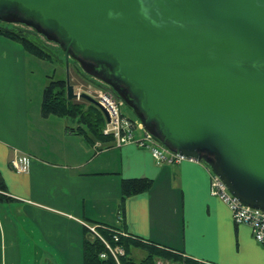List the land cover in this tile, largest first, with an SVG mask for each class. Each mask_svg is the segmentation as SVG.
<instances>
[{
	"label": "water",
	"instance_id": "1",
	"mask_svg": "<svg viewBox=\"0 0 264 264\" xmlns=\"http://www.w3.org/2000/svg\"><path fill=\"white\" fill-rule=\"evenodd\" d=\"M107 84L144 130L264 211V0H0ZM124 85L127 91L118 85Z\"/></svg>",
	"mask_w": 264,
	"mask_h": 264
},
{
	"label": "crops",
	"instance_id": "2",
	"mask_svg": "<svg viewBox=\"0 0 264 264\" xmlns=\"http://www.w3.org/2000/svg\"><path fill=\"white\" fill-rule=\"evenodd\" d=\"M31 57L0 36V264H84L83 223L200 264H264L251 229L236 225L211 195L204 162L159 165L136 145L90 146L67 129L70 121L44 118L42 101L33 102L31 88L17 81ZM16 153L30 157L27 173L11 167ZM130 179L151 180L152 187L122 202V183ZM141 252L132 251L136 261L146 257Z\"/></svg>",
	"mask_w": 264,
	"mask_h": 264
},
{
	"label": "trees",
	"instance_id": "3",
	"mask_svg": "<svg viewBox=\"0 0 264 264\" xmlns=\"http://www.w3.org/2000/svg\"><path fill=\"white\" fill-rule=\"evenodd\" d=\"M0 36L19 43L29 55L39 60L58 61V58L47 47L32 40L24 30L0 26ZM114 95L120 98L115 92ZM41 114L44 118L58 117L70 121L71 125L67 129L84 139L90 146H94L96 143H114L112 137L103 134L106 120L99 108L85 99H82L81 102L68 100L66 80H55L53 77H48V83L42 95ZM3 187L0 181V188L4 189ZM151 187V180H124L122 183V202L128 197L148 192ZM98 227L104 240L111 246L123 247L125 254L117 262L108 252L103 241L93 237L87 231L88 234L84 243V264H156L158 260L171 264H200L179 252L161 248L131 235L127 237L120 235L119 241L115 242L114 235L122 232L103 225ZM134 249L146 252V257L139 262L136 261L132 256ZM103 254H106V258L101 257Z\"/></svg>",
	"mask_w": 264,
	"mask_h": 264
},
{
	"label": "built area",
	"instance_id": "4",
	"mask_svg": "<svg viewBox=\"0 0 264 264\" xmlns=\"http://www.w3.org/2000/svg\"><path fill=\"white\" fill-rule=\"evenodd\" d=\"M95 99L104 107L110 118V122H106L103 134L112 137L116 146L136 145L138 148L150 152L159 165H174L180 164L183 161H194L178 155L176 152L165 147L158 139L146 132L140 122H132L125 118L121 112L125 103L121 98L109 92H100ZM138 129L144 132L141 137H137ZM98 146L99 144L96 145V147ZM10 164L16 172L27 173L30 168V157L26 154L16 153ZM210 192L213 197L218 198L226 204L231 212L234 223L236 225L248 226L252 231L255 241L264 247V211L242 204L212 172ZM83 224L93 237L103 241L108 252L117 262L121 256H124V248L119 245L114 247L108 244L99 232L97 225ZM120 235L128 236L124 233H116L114 235L115 242L119 241ZM101 257L106 258V254H103ZM156 264H168V262L158 260Z\"/></svg>",
	"mask_w": 264,
	"mask_h": 264
},
{
	"label": "rangeland",
	"instance_id": "5",
	"mask_svg": "<svg viewBox=\"0 0 264 264\" xmlns=\"http://www.w3.org/2000/svg\"><path fill=\"white\" fill-rule=\"evenodd\" d=\"M0 26L24 30L32 40L37 41L38 43L47 47L48 50H50V52H52L58 58V61L50 62L31 57L32 61L30 62L28 69L24 68L23 70L24 72L28 70L27 73L25 75L22 74V77L19 75L17 76L18 82L26 87L28 86L31 88L32 101L41 102L42 93L48 83V77H53L55 80H66L67 78V64L63 50L60 48L59 44L49 41L45 36L39 34L32 27H28L23 24H8L4 22H0ZM69 75L71 84L75 87V91L78 94L85 93L92 96L93 98H96L97 94L100 92H109L114 94L107 84L86 74L78 62L72 58H70L69 61ZM81 100L82 99H78L75 101L81 102ZM121 112L122 115L128 120H131L132 122H140L135 113L127 105L122 107ZM143 134L144 132L141 129L137 130L138 136H142ZM141 254L142 256H145L144 252H141ZM136 258L139 261V258Z\"/></svg>",
	"mask_w": 264,
	"mask_h": 264
},
{
	"label": "flooded vegetation",
	"instance_id": "6",
	"mask_svg": "<svg viewBox=\"0 0 264 264\" xmlns=\"http://www.w3.org/2000/svg\"><path fill=\"white\" fill-rule=\"evenodd\" d=\"M118 86H120L123 90H125V91H127V88L124 86V85H118ZM110 87V86H109ZM111 88V87H110ZM112 89V88H111ZM113 90V89H112ZM114 91V90H113Z\"/></svg>",
	"mask_w": 264,
	"mask_h": 264
}]
</instances>
